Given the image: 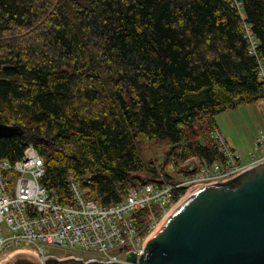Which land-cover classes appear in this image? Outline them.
<instances>
[{
  "label": "trees",
  "instance_id": "obj_1",
  "mask_svg": "<svg viewBox=\"0 0 264 264\" xmlns=\"http://www.w3.org/2000/svg\"><path fill=\"white\" fill-rule=\"evenodd\" d=\"M238 1L0 0V124L18 128L0 158L32 136L40 182L65 201L73 177L100 205L220 160L215 116L264 98V0ZM144 140L167 145L160 161Z\"/></svg>",
  "mask_w": 264,
  "mask_h": 264
},
{
  "label": "built area",
  "instance_id": "obj_2",
  "mask_svg": "<svg viewBox=\"0 0 264 264\" xmlns=\"http://www.w3.org/2000/svg\"><path fill=\"white\" fill-rule=\"evenodd\" d=\"M230 1L239 9L238 0ZM244 30L249 51L254 54L257 43L249 27L245 25ZM256 75L264 96V64L260 61ZM212 136L220 160L211 164L189 161L185 165L193 171L188 175L170 182L161 177L160 183L129 187L121 200L108 205L86 199L73 177L68 178L70 200L60 201L56 192L40 182L45 163L34 143L28 141L18 160L0 158V224H5V233L0 226V259L32 252L41 262L45 257H72L84 262L129 263L127 254L139 256L154 227L194 186L223 182L264 161L263 135L255 140L248 162L227 146L218 131Z\"/></svg>",
  "mask_w": 264,
  "mask_h": 264
},
{
  "label": "water",
  "instance_id": "obj_3",
  "mask_svg": "<svg viewBox=\"0 0 264 264\" xmlns=\"http://www.w3.org/2000/svg\"><path fill=\"white\" fill-rule=\"evenodd\" d=\"M17 133L0 124V137ZM126 260L41 262L17 252L0 264H264V161L223 182L194 186L154 227L139 256L129 252Z\"/></svg>",
  "mask_w": 264,
  "mask_h": 264
},
{
  "label": "rangeland",
  "instance_id": "obj_4",
  "mask_svg": "<svg viewBox=\"0 0 264 264\" xmlns=\"http://www.w3.org/2000/svg\"><path fill=\"white\" fill-rule=\"evenodd\" d=\"M215 122L216 130L227 146L233 149L234 152L240 153L243 162H248L255 140L261 135L264 136V98L240 104L235 108L218 113L215 116ZM210 136H212V133ZM212 138L216 142L213 136ZM27 139L33 143L35 141L32 136H28ZM139 149L144 160H156L158 162L165 154L167 145L160 141L144 140ZM165 169L175 177L177 176L173 173L170 165L166 166ZM176 178L179 179L180 177ZM0 226L3 233H5V224L1 223ZM51 252L59 253L60 250L52 249ZM3 257L0 259V263L7 260Z\"/></svg>",
  "mask_w": 264,
  "mask_h": 264
},
{
  "label": "bare ground",
  "instance_id": "obj_5",
  "mask_svg": "<svg viewBox=\"0 0 264 264\" xmlns=\"http://www.w3.org/2000/svg\"><path fill=\"white\" fill-rule=\"evenodd\" d=\"M30 254L34 255L32 252H30Z\"/></svg>",
  "mask_w": 264,
  "mask_h": 264
}]
</instances>
